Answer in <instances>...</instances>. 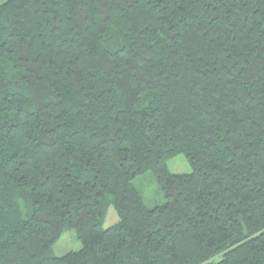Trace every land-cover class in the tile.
<instances>
[{
	"label": "trees",
	"instance_id": "obj_1",
	"mask_svg": "<svg viewBox=\"0 0 264 264\" xmlns=\"http://www.w3.org/2000/svg\"><path fill=\"white\" fill-rule=\"evenodd\" d=\"M0 264H264V0L1 3Z\"/></svg>",
	"mask_w": 264,
	"mask_h": 264
},
{
	"label": "rangeland",
	"instance_id": "obj_2",
	"mask_svg": "<svg viewBox=\"0 0 264 264\" xmlns=\"http://www.w3.org/2000/svg\"><path fill=\"white\" fill-rule=\"evenodd\" d=\"M6 0H0V4ZM167 165L172 173H190L192 167L184 153H178L167 160ZM134 185L140 192L145 203L148 207L153 208L163 205L166 201L163 190L158 183V180L153 173L149 170L145 173L139 174L133 180ZM119 222V215L113 205L107 208L103 227L109 228ZM83 247L82 241L78 238L76 230L66 228L60 238L52 244L50 251L57 256H63L71 251H78ZM217 256L216 259H219Z\"/></svg>",
	"mask_w": 264,
	"mask_h": 264
}]
</instances>
